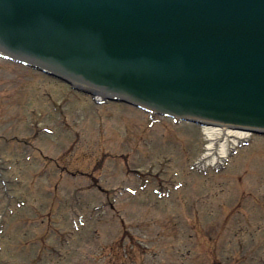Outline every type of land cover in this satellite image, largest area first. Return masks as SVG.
Segmentation results:
<instances>
[{
    "label": "rangeland",
    "instance_id": "374dc122",
    "mask_svg": "<svg viewBox=\"0 0 264 264\" xmlns=\"http://www.w3.org/2000/svg\"><path fill=\"white\" fill-rule=\"evenodd\" d=\"M209 144L0 60V264H264V137L202 176Z\"/></svg>",
    "mask_w": 264,
    "mask_h": 264
},
{
    "label": "water",
    "instance_id": "95a60500",
    "mask_svg": "<svg viewBox=\"0 0 264 264\" xmlns=\"http://www.w3.org/2000/svg\"><path fill=\"white\" fill-rule=\"evenodd\" d=\"M0 53L93 97L264 135V0H0Z\"/></svg>",
    "mask_w": 264,
    "mask_h": 264
},
{
    "label": "bare ground",
    "instance_id": "6f19581e",
    "mask_svg": "<svg viewBox=\"0 0 264 264\" xmlns=\"http://www.w3.org/2000/svg\"><path fill=\"white\" fill-rule=\"evenodd\" d=\"M221 130L214 128H206V133L209 136V139L212 141L209 145V155L210 157L214 156L215 146L222 150V153H226V148L229 146L230 142H236V138H242L243 134L238 133L236 131H227L226 137L224 139L219 140V135Z\"/></svg>",
    "mask_w": 264,
    "mask_h": 264
},
{
    "label": "flooded vegetation",
    "instance_id": "af4514ba",
    "mask_svg": "<svg viewBox=\"0 0 264 264\" xmlns=\"http://www.w3.org/2000/svg\"><path fill=\"white\" fill-rule=\"evenodd\" d=\"M66 152H68V150H67ZM66 152H65V153H66Z\"/></svg>",
    "mask_w": 264,
    "mask_h": 264
}]
</instances>
